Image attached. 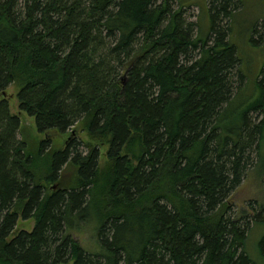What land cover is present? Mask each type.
Returning a JSON list of instances; mask_svg holds the SVG:
<instances>
[{"label": "trees", "instance_id": "16d2710c", "mask_svg": "<svg viewBox=\"0 0 264 264\" xmlns=\"http://www.w3.org/2000/svg\"><path fill=\"white\" fill-rule=\"evenodd\" d=\"M240 1L206 0L202 37L171 0H0V264H253L264 202L251 217L228 200L250 166L264 175V61L246 90L228 40ZM12 83L38 133L69 132L62 147L15 137ZM17 216L33 227L13 233ZM81 223L99 249L69 233Z\"/></svg>", "mask_w": 264, "mask_h": 264}, {"label": "rangeland", "instance_id": "374dc122", "mask_svg": "<svg viewBox=\"0 0 264 264\" xmlns=\"http://www.w3.org/2000/svg\"><path fill=\"white\" fill-rule=\"evenodd\" d=\"M172 8L174 9L178 6H181V9L184 11V17L189 21L196 22L194 31L199 28V33L202 37H205L208 32L209 20L207 17L208 11L206 8V0H171ZM230 26H229V42L233 44L236 48L235 53L240 59V70L243 72V75L246 76L247 86L246 90L250 89L251 82L256 81V76L259 74L261 65L264 61V28L262 24L257 27L256 30L261 31L260 36L262 39L259 40L257 35L252 36V28L254 25H258L262 20H264V0H242L240 1L239 8L234 10L233 14L230 17ZM118 75L124 76L123 73ZM4 92V97L8 102V110L10 113L17 114L19 116V128L16 131V138H19L24 141L26 148L28 150H33L40 139L46 137L51 138L50 146L54 148L62 147L63 142L69 137L68 131L64 133H59L55 130H48L45 133H38L36 126L33 122V116H29L26 113L19 111L18 101H16L15 94L17 92V86L15 84H10L7 86ZM0 97L1 92H0ZM252 116V119L254 116ZM73 134L77 135L82 143H87L93 145L97 143L94 139L90 138V135L87 134L82 123L77 122L73 128ZM77 145V151L79 154L86 152L87 148L83 145ZM98 152V165L102 166L105 164V151L106 147L104 144L97 145ZM35 150V149H34ZM258 167L253 165L248 168L245 172L242 182L238 184L232 191L229 202L233 204L234 214L248 212L253 214L251 210L248 209V204H258L264 202V175L260 174ZM76 176L74 168L68 166L62 168L60 171V177L55 181L52 187L61 188L68 183ZM252 217V216H251ZM242 224V223H241ZM34 225L32 218L21 219L17 216L15 221V226L13 228V233L17 230H26L29 231ZM95 224H86L81 223L78 226V229L72 232H69L74 237L75 240L84 248L85 252H92L99 249V244L96 241V232L94 230ZM264 234V222L254 223L245 236V243L243 245V250L249 255L251 262L253 264H264V255L258 250V245L261 236ZM12 235V234H11ZM69 262L68 264H70Z\"/></svg>", "mask_w": 264, "mask_h": 264}]
</instances>
